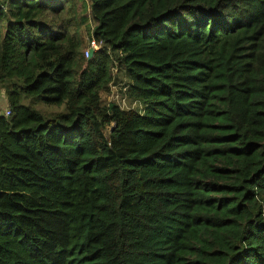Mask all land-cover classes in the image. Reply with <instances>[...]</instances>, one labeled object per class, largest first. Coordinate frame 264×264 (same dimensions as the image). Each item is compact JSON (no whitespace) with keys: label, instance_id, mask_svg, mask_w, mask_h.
Masks as SVG:
<instances>
[{"label":"trees","instance_id":"16d2710c","mask_svg":"<svg viewBox=\"0 0 264 264\" xmlns=\"http://www.w3.org/2000/svg\"><path fill=\"white\" fill-rule=\"evenodd\" d=\"M74 1L2 0L0 264H264V0Z\"/></svg>","mask_w":264,"mask_h":264},{"label":"rangeland","instance_id":"374dc122","mask_svg":"<svg viewBox=\"0 0 264 264\" xmlns=\"http://www.w3.org/2000/svg\"><path fill=\"white\" fill-rule=\"evenodd\" d=\"M75 6L78 11L86 8V12H84L83 16L86 19V22L81 24L79 30V36L84 41V51L87 48L89 42L91 41V31L93 26L95 25L89 13V0H75ZM112 73V83L110 85V90L107 93L101 95V99L103 104H117L123 110H136L140 113L143 112V105L139 102H135L124 94V88L129 84V80L124 72L123 68L116 67L111 71ZM29 102L25 101L23 104L27 105ZM37 110L41 111L46 115H51L52 113L64 112V106H52L48 107L42 103H36L33 105ZM7 107V100L5 98L4 91L0 89V116L4 114L5 109Z\"/></svg>","mask_w":264,"mask_h":264},{"label":"built area","instance_id":"2783aa9c","mask_svg":"<svg viewBox=\"0 0 264 264\" xmlns=\"http://www.w3.org/2000/svg\"><path fill=\"white\" fill-rule=\"evenodd\" d=\"M0 8L5 10V5L2 3V0H0ZM101 46V43H98L94 40H91L85 50V57L86 58H89L91 57V55L89 54V50H93V51H96L99 47ZM5 117H9L10 116V110L9 108H6L5 111H4V114H3Z\"/></svg>","mask_w":264,"mask_h":264},{"label":"water","instance_id":"95a60500","mask_svg":"<svg viewBox=\"0 0 264 264\" xmlns=\"http://www.w3.org/2000/svg\"><path fill=\"white\" fill-rule=\"evenodd\" d=\"M93 50L91 49V50H89V54L92 56V54H93Z\"/></svg>","mask_w":264,"mask_h":264}]
</instances>
